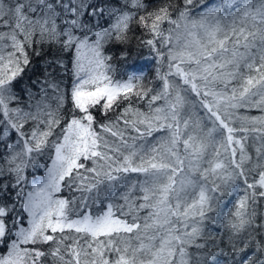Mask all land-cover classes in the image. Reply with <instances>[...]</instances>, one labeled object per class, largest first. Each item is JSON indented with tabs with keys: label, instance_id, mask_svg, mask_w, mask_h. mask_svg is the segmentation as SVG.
<instances>
[{
	"label": "snow or ice",
	"instance_id": "snow-or-ice-1",
	"mask_svg": "<svg viewBox=\"0 0 264 264\" xmlns=\"http://www.w3.org/2000/svg\"><path fill=\"white\" fill-rule=\"evenodd\" d=\"M149 7L0 0V264H219L207 225L222 217L231 264H264V0ZM134 20L151 87L106 54ZM45 48L23 102L18 78Z\"/></svg>",
	"mask_w": 264,
	"mask_h": 264
},
{
	"label": "trees",
	"instance_id": "trees-1",
	"mask_svg": "<svg viewBox=\"0 0 264 264\" xmlns=\"http://www.w3.org/2000/svg\"><path fill=\"white\" fill-rule=\"evenodd\" d=\"M107 2L111 3H122L123 0H107ZM147 4H149V10L151 11L154 8L159 7V4L161 0H145ZM102 25H106L108 23L107 19L100 21ZM166 27V25H165ZM129 36L131 37L130 42L128 44H119L113 41L110 45L107 46V55L112 57V64L117 67L121 68L125 65H133L138 71H142L143 68V61H147L146 58L151 59L153 69L146 68L143 71V75L145 77L144 84L145 86H153L156 85L158 82L155 79L156 76V62L153 59V57L149 53V48L147 46H142L139 43L138 37H143V30L139 26L138 21L134 20L132 22V32L129 33ZM147 38V37H143ZM54 49H48L45 48L44 53L41 56H36L35 54L30 53V61L31 63L25 67L24 72L22 73V76L19 79V83L17 85V94L21 96L23 102H28L29 94H37L39 93L41 83L39 81H43L45 76V69L46 64L45 61L48 60L52 54ZM127 53V59L125 60L123 58V53ZM69 57H65V62L67 63ZM147 63V62H146ZM70 67V65H69ZM48 72H52L53 69H47ZM55 76L57 79H63L64 83L66 85H70L71 83V75L69 73H64L61 69L56 68L55 69ZM117 104L119 105V108L114 105L112 112L109 113V116L115 115L117 111H122L125 107L122 100L117 101ZM67 107H71L70 101L67 105ZM94 115H96L97 121L102 122L105 118L101 116L99 112L96 110H93ZM253 115H259L258 112H253ZM31 125L26 126V131H30ZM16 135L13 133L11 135V138L7 140V143H15ZM4 151V145L0 144V154H2ZM43 172V169L39 172H36V175H41ZM135 176V174H132ZM8 181L6 179H0V185L7 183ZM63 195L67 196L69 193L65 191ZM7 198L9 200H14V193L9 192L7 193ZM235 196L232 197V203L228 204V208H232L233 203L235 201ZM17 210H19V205L17 204ZM261 211H264V205L261 206ZM227 213V209L225 210V214ZM223 217L221 218V221H218L217 223H209L207 225V228L209 232L217 238V244L218 246H214L210 243L209 248L206 249V251H210L213 256L218 260L219 264H231V248L229 244L227 243V233L224 231L223 226ZM223 237L224 243L219 244V238ZM207 239V237H206ZM204 241H201L203 243ZM50 264V261H49Z\"/></svg>",
	"mask_w": 264,
	"mask_h": 264
},
{
	"label": "rangeland",
	"instance_id": "rangeland-1",
	"mask_svg": "<svg viewBox=\"0 0 264 264\" xmlns=\"http://www.w3.org/2000/svg\"><path fill=\"white\" fill-rule=\"evenodd\" d=\"M166 70V69H165Z\"/></svg>",
	"mask_w": 264,
	"mask_h": 264
}]
</instances>
